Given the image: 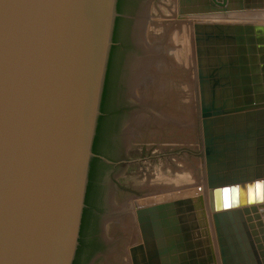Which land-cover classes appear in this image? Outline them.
Listing matches in <instances>:
<instances>
[{
  "label": "water",
  "instance_id": "water-1",
  "mask_svg": "<svg viewBox=\"0 0 264 264\" xmlns=\"http://www.w3.org/2000/svg\"><path fill=\"white\" fill-rule=\"evenodd\" d=\"M259 10L179 0L181 17ZM116 16V0H0V264H74ZM195 45L206 193L135 204L131 261L264 264V24L198 23Z\"/></svg>",
  "mask_w": 264,
  "mask_h": 264
},
{
  "label": "flooded vegetation",
  "instance_id": "flooded-vegetation-1",
  "mask_svg": "<svg viewBox=\"0 0 264 264\" xmlns=\"http://www.w3.org/2000/svg\"><path fill=\"white\" fill-rule=\"evenodd\" d=\"M157 1L116 0L117 16L112 33L113 43L107 65L100 122L98 119V153L93 152L94 156L91 159L89 170V174L90 171L92 172L91 212L86 225L84 248L77 264H99L112 252L109 251L113 243L109 234V226L119 213V205L125 200L120 190L122 184L119 178L122 171L133 162V155L146 149L160 152L163 157V151L167 149L161 150L158 143L146 142V139L135 142V137H133L137 131L134 127L135 122H138V117L146 107L136 94L138 68L145 56L141 24L145 15L152 11ZM146 113L152 118L157 116L151 110ZM151 121L152 119H144L142 122H147L148 128L151 129L154 127ZM194 128L197 130L198 126H193L192 135ZM197 136L196 131V136H193L192 141H195L194 137L197 139ZM195 142V146L179 147L172 143L168 146L171 147V155L177 157L183 153L194 155L197 149V141ZM94 158L96 161L91 167ZM171 161H173L172 164H176L174 160Z\"/></svg>",
  "mask_w": 264,
  "mask_h": 264
},
{
  "label": "rangeland",
  "instance_id": "rangeland-1",
  "mask_svg": "<svg viewBox=\"0 0 264 264\" xmlns=\"http://www.w3.org/2000/svg\"><path fill=\"white\" fill-rule=\"evenodd\" d=\"M171 6L177 7V9L179 10V0H177V1H175V0H158L155 3V6L152 9V11L150 13H147V15H145V17L143 18L141 27H142V36H143L142 38H143V44H144V48H145V54L147 53V55H149L147 50L152 49V47H154L156 45V43L152 42V40H151V33L159 34L160 33V26H162L163 23L170 21V20H174L170 14V12H171L170 7ZM178 15H180L179 11H178ZM183 17H185V16H183ZM187 19L189 21L194 22V23H195V21H198L201 23H204L205 21L206 22L213 21V23H220V24H227V23L228 24H264V10L248 11V12H242V13H233V14H229V15H220L219 14V15H212L211 17H205V16L196 17L195 16V17H191V18L188 17ZM193 34H194V32H193ZM157 40L160 41V39H157ZM184 41H185V39L181 40L182 43ZM163 44H165V41H163ZM185 46L187 49H184V47H182L180 56L182 57L183 55L186 54V56L189 59V57L191 58L192 56L191 55L189 56L187 53L190 54V52H193V57L196 58L194 36L191 39H189V38L186 39ZM154 51L160 52V50L157 48H154ZM153 54H154V52H153ZM153 54H151L152 57H151V55H150V57L144 56V58L140 61L141 65H139V68H138V73H137L138 82L136 81V89H137L136 94H137V97H139L143 102H145L148 94L141 97V95H139L138 92H141L142 91L141 89L148 90L149 88H151V87H148L149 86L148 85L149 80L148 81H146L145 79L142 80V78H146L148 76L147 75V72H148L147 67L143 63L144 62L150 63V61H148V60L149 59L153 60L155 58V54L154 55ZM156 56H157V58H159L158 55H156ZM189 72H191V74H192L193 71H189ZM183 75H184L183 76L184 79L188 78L187 77L188 75H185V73ZM189 85L191 86L189 91L187 89L185 90L186 97L188 98V100L191 99V100H193V102L196 101L194 104L197 106V103L199 102V91H198V89L196 90V86H194L193 83H189ZM197 88H198V83H197ZM150 93L152 95L155 94V90L152 88ZM156 101L162 102V100H160V99H158V100L156 99ZM194 104H193V106H194ZM198 108H199V114H198V120L196 121L197 124L196 123L193 124V126L194 125L198 126V129L196 130L194 128L195 132L193 135H192L193 132H189V133L185 134V136L189 140L191 138L190 136H192V137L196 136V131L198 132V136H197L198 138L196 139L194 137V140L197 141V149H196V152L194 155H191V154L188 155L186 153H183V155L180 154L178 157L176 155L175 156L171 155L172 151H170L171 147L168 146V145H170V143L168 141H172V143H179L176 145V146L179 145V147L180 146H182V147L188 146L185 144L182 145L180 142L177 141L176 138H180V137H178V135L175 136V134H174L173 135L174 137H172L171 135H169L168 133L165 132L164 135H159V136L157 135L156 136L157 138L154 137V139L151 140L149 138V136L144 132V129H142L141 130L142 137H140L138 135V132H139L138 126L146 124L147 122L145 123L142 121H144V119H147V118H146V115H144L143 113H141L140 116L138 117L139 123L136 121L135 126H134L137 130L135 135L133 136V137H135V142H140L141 140L146 139V142L158 143L160 145L161 150H163L165 148H167V149H165L163 151V154H164L163 157L161 156L160 152H156L155 150H149L148 151L146 149H143L142 152L138 151L132 157L133 162L122 171L121 177L119 178V181L122 184L120 187V190L122 191L121 193H123V199L125 198V200L120 205L126 206L129 203H130V205L126 209L123 206H122L123 209H122V207H120L123 210V211H121L122 213L119 212L111 221V224L109 226V234H110V238H112V240H113V243H111L112 246H111L109 251H112V252L110 254H108L106 258L101 260L99 262V264L100 263L101 264H132L131 259L128 258V255H130V253L126 254L124 252V250L126 249V246H127L126 245L127 244L126 243L127 242L126 241L127 234H125V231L123 229L119 228L117 225L120 224V220H119L120 218L125 217V216L128 218V217H131L133 215L134 216L136 215L135 214L136 211L134 208L135 204L138 203L139 205H147V203H148V205H150L149 200H151V199H149V197L151 195L154 197L160 196V198H161V197H163L162 193H167L170 191V189H167V186L160 188L161 177H162V179L165 178L164 180H166L168 182L172 181V183H174V181L176 179L175 177H178V179L183 178V179H179V180L181 181V184H183V182H184L183 185L185 187L193 185L191 187L183 189L184 191L185 190H188V191L192 190V193L189 194L188 196H183L180 198H193V197L205 195V193H206V167H205V159H204L203 135H202V129H201V122H200V102L198 103ZM196 113H197V111H196ZM153 117H156V116H153ZM154 129H157V128L155 127ZM187 129H189V127ZM155 131H157V130H153V132H155ZM143 134H144V136H143ZM159 138H161V139H159ZM185 142H186V140H185ZM195 145H196V142L192 146H195ZM153 157H156V158H153ZM171 160H174V163H176L177 160L183 161L182 162L183 164L189 166V167L186 166V168H185V169L188 168V170L185 171V169H183L182 175L176 174V172L178 171L177 170L178 166H177V164H172L173 161H171ZM185 173L187 175H184ZM178 179L174 183L176 186H178ZM195 183L197 184L196 187H195ZM199 183H201V184H199ZM188 184H190V185H188ZM144 185L146 186L145 188H148V189H142L141 187ZM171 186H173L172 188L176 187L174 185H171ZM164 198H166V197H164ZM167 198L165 200L175 199L178 197L177 196L175 197V195H172V196H167ZM144 202H147V203H144ZM134 218L136 221V217H134ZM138 231L140 232L139 227H138ZM138 243L139 242H132V244L129 247L134 246V244H138ZM130 258H131V256H130Z\"/></svg>",
  "mask_w": 264,
  "mask_h": 264
},
{
  "label": "bare ground",
  "instance_id": "bare-ground-1",
  "mask_svg": "<svg viewBox=\"0 0 264 264\" xmlns=\"http://www.w3.org/2000/svg\"><path fill=\"white\" fill-rule=\"evenodd\" d=\"M175 1H177V0H175ZM170 11H171L170 14L174 20H170V21L163 23L162 26H160V33L159 34L151 33V40H152V42H155L156 45L154 47H152V49H148V50L146 49L147 52L149 53V55H147V53H146L145 56L150 57V55L153 54V52L155 54V58L153 60L152 59L148 60V61H150V63H146V62L143 63L147 67V70H148L147 75L148 76L146 75L147 77L142 78V80L143 79H145L146 81L149 80V83H148L149 86L148 87H151V88H149L148 90L141 89L142 91L138 92V94L141 95V97L148 94L145 102H143L138 97L139 100L146 106L145 108H143L144 110L141 113L146 115L147 119H149V120L152 119L151 122H153L154 126L157 129H154L155 127L154 128L152 127L151 129H149L148 128L149 124L146 123L144 125H141V128L138 129V131H139L138 135L140 137H142L141 130L144 129V132L149 136V138L151 140H153L154 137H156L157 135L158 136L164 135L166 132L169 135H171L172 137L174 134H175V136L178 135V137H180V138H178L177 141L180 142L182 145L185 144L188 146H192L195 143V141H192L193 137L190 136L191 138L188 140L187 137L185 136V134H187L189 132H193V130H192L193 124H195L196 121L198 120V114H199L198 103L199 102L197 103V106H196L194 104L196 101L193 102V100H191V99L188 100V98L186 97V94H185V90L187 89L189 91V89L191 87L189 85V83H193V85L196 86V90L198 89V91H199V86L197 88V83H198V79H197V56H196V58H194L193 52H190V54L189 53H187V54L189 56L191 55L192 57L191 58L189 57V59H188L186 54L181 57L180 53H181L182 47H184V49H187L185 46L186 39H188V38L191 39L194 36V42H195V25L198 23H201V22L195 21V23H194L192 21H189L187 19L188 17H181L180 15H178L179 10L177 9V7L171 6ZM231 14H233V13H231ZM197 17H199V16H197ZM189 18H191V17H189ZM207 23L214 24L213 21H210V22L205 21L204 23H201V24H207ZM193 32H194V34H193ZM157 39H160V41H158ZM183 39H185V41L183 42L184 44L181 42V40H183ZM162 40L165 41V44H163ZM154 48L159 49L160 52H155ZM156 55H158L159 58H157ZM195 55H196V45H195ZM151 57H152V55H151ZM139 65H141V64H139ZM189 71H193L192 74ZM184 73H185V75H188L187 76L188 78L184 79V77H183ZM137 82H138V79H137ZM152 88L155 90V94H153V95L150 93ZM156 99L157 100L160 99V100H162V102H157ZM136 103H138V102H136ZM193 104H194V106H193ZM148 109H149V111L151 110V112H153L157 116L152 118L148 113H146V112H149V111H147ZM196 111H197V113H196ZM139 112H140V110H139ZM137 115L138 114H136V116ZM188 127L190 130L187 129ZM153 130H157L158 132L157 131L153 132ZM143 136H144V134H143ZM159 139H161V138H159ZM185 140H186V142H185ZM168 142L170 144L172 143V141H168ZM172 144H174V146H176L179 143H172ZM182 162L183 161H180V160L176 161V164L178 166V169H177L178 171L176 172V174L182 175L183 169H185L186 166H188V165L183 164ZM186 170H188V168L185 169V171ZM184 175H187V174L185 173ZM175 178L176 179H175L174 183L177 181L178 177H175ZM164 179L165 178L162 179V177H161L160 188L167 186V189H170V191L167 193H162L163 197H161V198H160V196L154 197L151 195L149 197V199H151V200H149L150 204L169 201V200H165L167 198V196L175 195V197L177 196L178 198H180L183 196H188L189 194L192 193V190L191 191L190 190L189 191L183 190L185 188L193 186V185L188 184L190 186L185 187L183 185L184 182H183V184H181V181L179 179H183V178L178 179V186H176L174 183H172V181L168 182ZM199 184H201V183H199ZM171 185H174L176 187L172 188L173 186H171ZM196 186H197V184L195 183V187ZM145 187L146 186L144 185L141 188L142 189H148ZM164 197H166V198H164ZM170 200H172V199H170ZM144 203H147V202H144ZM129 205H130V203L126 205L127 207L125 205L124 206L119 205V208L123 206L126 209L129 207ZM147 205H148V203H147ZM123 207H122V209H123ZM119 208H118L119 212L123 211L121 208L120 209ZM133 216L128 217V218L126 216L120 218L119 219L120 224L117 225L119 228H121L125 231V234H127V236H126L127 237L126 238V241H127L126 245L127 246H126V249L124 250V252L126 254L130 253V249L132 246L131 247H129V246L132 244V242H141V237H140L141 235L139 234L140 232L138 231V225H137V222L135 221V218H134V217H136V215L134 217ZM209 221L211 222L210 215H209ZM210 222L208 225V229L212 232L213 226H212V224H210ZM262 244L264 245V242H262ZM134 245H136V244H134ZM128 258L131 259L130 255H128Z\"/></svg>",
  "mask_w": 264,
  "mask_h": 264
},
{
  "label": "trees",
  "instance_id": "trees-1",
  "mask_svg": "<svg viewBox=\"0 0 264 264\" xmlns=\"http://www.w3.org/2000/svg\"><path fill=\"white\" fill-rule=\"evenodd\" d=\"M105 87H106V84H105ZM104 94H105V90H104V93H103V100H102V104H101V112L103 110ZM99 122H100V118H99ZM99 122H98L97 133H96V137H95V141H94V146H93V152L95 154L98 153L97 152V139H98V134H99ZM95 161H96V159L94 158L92 160L91 167L93 166ZM91 180H92V172L90 171L89 184H88V190H87L86 201H85L86 206H85V209H84V215H83L81 233H80V243H79V247H78V251H77V255H76L74 264L78 263L80 255L82 254V251H83V248H84V240H85V237H86V225H87L88 218H89L90 212H91V200H90Z\"/></svg>",
  "mask_w": 264,
  "mask_h": 264
}]
</instances>
